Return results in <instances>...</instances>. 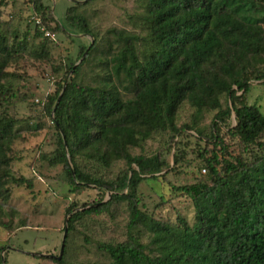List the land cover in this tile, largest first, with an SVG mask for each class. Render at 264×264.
Listing matches in <instances>:
<instances>
[{
  "label": "trees",
  "instance_id": "1",
  "mask_svg": "<svg viewBox=\"0 0 264 264\" xmlns=\"http://www.w3.org/2000/svg\"><path fill=\"white\" fill-rule=\"evenodd\" d=\"M2 5L0 0V8ZM81 5L68 6L66 19L79 32L92 35L85 18L70 13ZM144 6L147 36L143 55L136 49L138 37L112 29L118 47L99 62L109 69L105 82L92 86L77 81L95 49L96 43L91 42L80 48V55L86 51L83 60L68 67L64 84H58L48 96L45 108L50 113L63 89L52 114L57 137L50 161L63 164L72 191L87 184L105 188L111 192V200L126 201L127 228L142 225L150 232L149 246L132 234L122 242L98 243V249L109 258L107 264H264V154L249 165L224 160L222 171H218L213 165L218 163V154L212 153L205 159L210 185L178 187L193 202L194 222L172 224L141 211L136 197L139 182L146 174L155 178L164 160L130 152L155 131L179 132L174 119L184 101L196 111L217 108L211 138L220 144L217 123L233 115L232 131L238 140L264 148V141H259L264 136V115L242 97L251 78H264V70L256 65L264 54V9L254 0H146ZM30 9L51 32L63 28L58 22L47 23L51 17L42 0H30ZM11 46L0 34V100L6 94L1 78ZM41 52H45L43 46ZM119 83L123 92L115 88ZM223 94L230 105L221 109ZM13 124V119L0 116V161L6 159L4 149L9 146ZM83 158L102 167L123 161L126 171L106 180L84 169ZM15 181L31 185L23 177ZM109 203L97 201L81 210L70 204L61 258H49L64 264L67 233L74 222L102 211ZM84 240L88 239L83 236L81 247L86 250ZM0 264H5L3 256Z\"/></svg>",
  "mask_w": 264,
  "mask_h": 264
},
{
  "label": "rangeland",
  "instance_id": "2",
  "mask_svg": "<svg viewBox=\"0 0 264 264\" xmlns=\"http://www.w3.org/2000/svg\"><path fill=\"white\" fill-rule=\"evenodd\" d=\"M87 1L42 0L51 17L47 23L58 22L63 27L54 30L55 42L40 35L31 21L30 0H3L0 8V34L12 45L1 78L6 94L0 100V116L11 118L14 123L9 146L4 149L6 159L0 161V256L5 264H56L49 255L59 252L68 217L66 208L72 203L81 210L97 201H110L102 211L84 215L74 222L67 233L64 264H107L109 258L98 249V243L122 242L131 234L146 246L150 245L151 234L145 227L127 228L126 201L111 200V192L95 184L72 191L63 164L50 161L56 149L57 131L52 111L49 113L45 105L57 85L64 84L68 67L83 60L80 48L96 43L77 77L80 84L92 86L105 82L104 74L109 69L99 62L105 61L110 51L118 47L112 29L138 37L139 55L146 49L147 31L143 25L146 0H92L85 4ZM254 1L264 9V0ZM77 4L83 5L70 13H80L92 35L79 32L66 19V8ZM262 25L264 27V21ZM42 46L45 52H41ZM261 58L262 62L256 65L264 70V54ZM249 84L250 88L242 96L243 102L257 106L264 115V78H251ZM115 88L122 92L124 89L122 83ZM227 105L230 101L227 94H223L221 109ZM216 111L217 108L196 111L184 101L174 119L179 132L155 131L131 147L133 155L157 156L164 160V167L155 178L146 174L138 184L136 197L141 211L161 222L177 224L183 220L192 224L195 220L193 202L178 187L210 185L211 174L205 159L217 153L218 163L213 165L222 171L224 160L234 165L237 160L249 165L264 154L263 147L256 143L245 145L233 134V115L217 123L222 144L212 139ZM259 141H264V136ZM81 165L92 175L110 181L126 171L123 161L102 167L83 158ZM19 177L29 180L31 185L16 182ZM83 236L88 239L84 240L86 250L81 247Z\"/></svg>",
  "mask_w": 264,
  "mask_h": 264
},
{
  "label": "built area",
  "instance_id": "3",
  "mask_svg": "<svg viewBox=\"0 0 264 264\" xmlns=\"http://www.w3.org/2000/svg\"><path fill=\"white\" fill-rule=\"evenodd\" d=\"M30 19L33 22L34 26L40 31L44 36L56 40V33L51 32L41 21V18L36 13H31Z\"/></svg>",
  "mask_w": 264,
  "mask_h": 264
},
{
  "label": "water",
  "instance_id": "4",
  "mask_svg": "<svg viewBox=\"0 0 264 264\" xmlns=\"http://www.w3.org/2000/svg\"><path fill=\"white\" fill-rule=\"evenodd\" d=\"M88 36H89V35H88ZM86 50H87V49H86ZM85 52H86V51H85ZM85 52L82 54L81 59L84 57ZM62 91H63V89H62ZM62 91H61L60 94L58 95V98H57V100H56V103H55V105H54V107H53V109H52V114H53V111H54V109H55V106H56L57 102L59 101V98H60V96H61V94H62ZM62 138H63V136H62ZM64 144H65V142H64ZM67 218H68V217H67ZM67 218H66L65 226H64V228H63L62 241H61V244H60L59 252H58L57 255H53V254H50V255H49V256L56 257L57 259H60V258H61L62 251H63V240H64L65 235H66V232H67Z\"/></svg>",
  "mask_w": 264,
  "mask_h": 264
}]
</instances>
